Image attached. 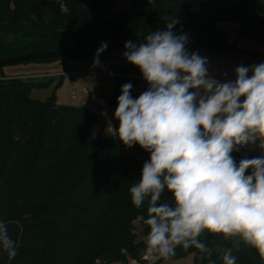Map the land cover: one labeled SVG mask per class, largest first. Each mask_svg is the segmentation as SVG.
Returning a JSON list of instances; mask_svg holds the SVG:
<instances>
[{
	"label": "trees",
	"instance_id": "1",
	"mask_svg": "<svg viewBox=\"0 0 264 264\" xmlns=\"http://www.w3.org/2000/svg\"><path fill=\"white\" fill-rule=\"evenodd\" d=\"M198 12L264 20V0H0V59L126 40L151 18ZM179 21L173 32L187 33L189 53L248 60L252 52L240 50L239 40L264 46V28L255 24L206 17ZM220 22L239 24L236 42H230ZM165 24L149 23L134 43L165 30ZM48 61L55 60L34 62ZM124 73L134 76L132 85L142 75L132 64ZM31 80H0V221L17 245L12 260L0 253V264H118L139 259L149 231L143 225L147 204L135 208L129 188L140 180L150 154L139 145L126 148L115 135L96 138L100 116L87 107L60 105L55 97L33 99V90L48 84ZM125 81L120 78V92ZM167 196L171 194L165 193L162 201ZM200 239L213 249V264H222L221 247L233 246L221 235L205 233ZM190 253L200 256L196 264H209L195 248H178L175 256ZM233 255L236 264H264L242 243Z\"/></svg>",
	"mask_w": 264,
	"mask_h": 264
},
{
	"label": "clouds",
	"instance_id": "2",
	"mask_svg": "<svg viewBox=\"0 0 264 264\" xmlns=\"http://www.w3.org/2000/svg\"><path fill=\"white\" fill-rule=\"evenodd\" d=\"M165 20V30L124 45L123 57L148 87L133 98V85L121 86L119 127L112 128L126 148L150 154L129 188L135 208L147 204L144 258L168 261L178 247L195 248L213 264V249L200 239L209 233L233 241L219 249L222 264H236L241 243L264 260V62L239 65L234 81L221 82L209 75L207 58L189 53L187 33L173 32L179 19ZM107 46L98 48L94 67ZM245 146L262 155L237 164L232 153ZM165 193L171 197L162 201ZM16 249L0 221V253L12 260Z\"/></svg>",
	"mask_w": 264,
	"mask_h": 264
},
{
	"label": "rangeland",
	"instance_id": "3",
	"mask_svg": "<svg viewBox=\"0 0 264 264\" xmlns=\"http://www.w3.org/2000/svg\"><path fill=\"white\" fill-rule=\"evenodd\" d=\"M224 26H234L231 22H220ZM239 26V24H237ZM227 34L234 38V32L231 34L226 30ZM238 47L242 49L252 50V54L246 55L249 63L246 66L257 65L264 62V46L251 40L241 39L238 41ZM125 48L113 49L100 54L99 66L94 67V56L75 59L55 60L48 62H28L15 65H8L0 69V80L2 79H32L33 82L47 83V87L37 88L32 92V98L41 102H45L52 97L60 105L68 106H83L97 112L100 116V123L97 127L95 137L104 138L109 135H114L112 128L119 126L114 118L115 109L117 108V98L121 94L119 90L120 77L117 74L124 75L126 83H132L131 75L123 74L125 69L130 65L123 57ZM258 61H253L255 58ZM72 64H78L75 67H70ZM69 70L77 71L79 74H71L63 76ZM64 77V78H63ZM134 78V77H133ZM142 89H134L131 94L133 98H137L145 88L148 87L143 78L135 80ZM78 85L87 89V93H81L77 100H74L73 94ZM92 94V95H91ZM243 99V98H241ZM115 123V124H114ZM115 129V128H114ZM234 151L232 156H234ZM250 172V170H249ZM201 261L197 253L183 254L174 256L168 261H162L160 264H196Z\"/></svg>",
	"mask_w": 264,
	"mask_h": 264
},
{
	"label": "water",
	"instance_id": "4",
	"mask_svg": "<svg viewBox=\"0 0 264 264\" xmlns=\"http://www.w3.org/2000/svg\"><path fill=\"white\" fill-rule=\"evenodd\" d=\"M171 18H223L228 20H235L242 23H251L258 26H261L264 28V20L262 18H255L250 15L246 14H240V13H220V12H198V13H177L170 16ZM96 21L99 20L98 16H95ZM160 21H166L165 17L162 18H151L149 20H146L141 23L140 28L137 30V32L129 39L126 40H115L113 42L107 43V48L104 52L101 54L111 51L113 49H118L124 47L125 43L129 40L133 41L138 36V34L145 28L146 25L153 22H160ZM99 46L91 47V48H82L74 51H49V52H43V53H29V54H23L19 56H15L12 58H5L0 59V68H3L8 65H15V64H21V63H28V62H34L41 59H51V60H58V59H75V58H85L89 56H93L96 54Z\"/></svg>",
	"mask_w": 264,
	"mask_h": 264
},
{
	"label": "built area",
	"instance_id": "5",
	"mask_svg": "<svg viewBox=\"0 0 264 264\" xmlns=\"http://www.w3.org/2000/svg\"><path fill=\"white\" fill-rule=\"evenodd\" d=\"M204 57V56H201ZM206 58V57H205ZM208 60V72L209 75L212 76L213 78L221 81V82H226V81H234L235 80V68L239 65H244L246 66V64L249 63V60L246 59H238L235 57L232 58H224V59H215V58H207ZM69 74H65L63 76H68ZM251 75V72L249 73V76ZM124 75H121V77H123ZM125 77V76H124ZM133 77V76H130ZM137 79L142 78V76H137ZM87 90L83 87H77L76 91L73 94V98L76 99L81 93H85ZM117 126H119V121L116 122ZM262 155L261 150L259 149L258 146H245V147H241L239 149V151H236V153H234V159L236 161V163L238 164L239 161L242 158H254L257 156ZM138 226V224H137ZM140 233H141V229ZM143 243H144V239H143ZM145 247V245H144ZM144 247H143V251L140 254L139 259H129L127 263H118V264H159L160 262H162L161 260H157L155 262H150L148 260H146L144 258ZM179 248V247H178ZM177 248V250H178ZM176 250V251H177Z\"/></svg>",
	"mask_w": 264,
	"mask_h": 264
},
{
	"label": "crops",
	"instance_id": "6",
	"mask_svg": "<svg viewBox=\"0 0 264 264\" xmlns=\"http://www.w3.org/2000/svg\"><path fill=\"white\" fill-rule=\"evenodd\" d=\"M234 26L232 27V26H224V25H221V24H219V27L220 28H222L223 30H229L230 32H231V34L234 32V38H231L228 34H227V36H228V39L230 40V42H236V37H237V30H238V28H239V26H237V24H233ZM227 32V31H226ZM238 46V45H237ZM240 50H245V51H252V50H249V49H242V48H240V47H238ZM76 65H78V64H72L70 67H75ZM77 71H82V70H69V71H67L66 73H64L63 75H65V74H69V75H71V74H73L74 72V74H76L77 73ZM79 74V72L77 73V75ZM68 75V76H69ZM120 78H123V77H121L120 76V74H117ZM122 75V74H121ZM140 76H142V75H140ZM134 77V76H133ZM64 78V77H63ZM138 80V79H137ZM78 87H83V86H79L78 85ZM84 88V87H83ZM86 89V88H85ZM132 89L134 90V89H136V90H138V92L142 89V87H141V85H138L137 84V82L135 83V85H133V87H132ZM147 88H145V90H146ZM87 90V89H86ZM87 93V92H86ZM85 93V94H86ZM80 95H82V94H80ZM79 95V96H80ZM92 95V94H91ZM78 96V97H79ZM83 96V95H82ZM78 97L76 98V99H74L73 97V99L74 100H77L78 99ZM115 123H116V121H115ZM114 123V124H115ZM113 128H115L116 129V127H113Z\"/></svg>",
	"mask_w": 264,
	"mask_h": 264
}]
</instances>
